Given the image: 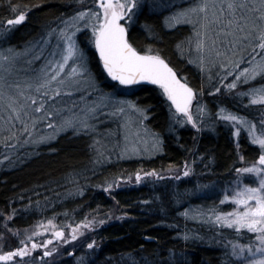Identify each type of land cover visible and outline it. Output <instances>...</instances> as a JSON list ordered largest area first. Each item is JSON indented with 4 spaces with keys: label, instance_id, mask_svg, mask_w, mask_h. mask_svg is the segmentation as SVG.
<instances>
[{
    "label": "rangeland",
    "instance_id": "374dc122",
    "mask_svg": "<svg viewBox=\"0 0 264 264\" xmlns=\"http://www.w3.org/2000/svg\"><path fill=\"white\" fill-rule=\"evenodd\" d=\"M215 2L219 5L220 3H226V0H215ZM248 2L253 3L254 0H248ZM198 3H200V0H141L140 9L134 17L129 29L146 30V32H148V37H152V33H154L153 26H150L145 22L141 23L143 13H147V15H159L163 26L168 30L178 29L181 33L182 29L180 27L184 26L187 28L188 32H182L177 42L175 49L176 57L181 61L183 67H190L194 70L196 78L194 82H192L187 78L186 74L182 73L180 76L186 78V81H188L194 89L198 91L202 89V96L198 95L197 100L193 101L194 116L196 115L195 109L197 101L204 106L206 114L203 117V124L200 125L199 131L196 128H193L191 124L186 123L183 126L173 124L171 113L169 111L171 102L168 101L167 97L163 94L162 89H159L160 96L166 98L168 101L167 117L170 122V127H174L173 129L168 128L167 130L172 131L176 136L179 134L181 128L194 129L197 133L208 132L209 134H212L210 132L216 130L218 124H222L233 133L235 141H238V137L234 135V128L226 126V124L220 120V117L226 113H220L219 109L224 107L233 114L246 117L249 121L255 122L257 124V131L259 132V121L261 118H264V106L251 105L248 97L237 96L235 94L247 92L250 88L264 86V78L257 76L255 80L250 81L248 84H238L237 89L232 92H227L226 85L232 82L236 73L234 72L232 76H227L226 80H222V78L227 75L231 66L229 65L228 68H224L221 66L220 61H225L226 63L227 60H237L241 56L244 57L245 60H251L254 55L256 61H259L261 57L256 53H259L260 49L257 48L256 53H253L252 47L248 44H244L235 49L236 55L233 56L232 49L219 47L218 43V50L221 53H226L227 60L225 55L216 57L214 53H206V70H202L197 63H190V60L196 59L197 56L195 45L198 39L196 31L199 29V23L196 22L201 20L203 14L192 15L188 20H182L180 23L171 22V18L176 13L195 7ZM86 8H93V10H95V0L76 1L75 6L67 13H60L57 16H48L40 23V25H38V27L26 30V34L24 33V35H22L23 38H19L17 34H20L19 32L22 30L23 26L29 24L30 11H25L26 19L19 25L9 26L4 20L0 19V55L9 56V49L12 50L11 54H18L15 57L11 74L7 75L0 73V75H6L9 84L19 83L21 85V90L25 92V96H34L39 102L40 94H37L34 89L29 91L24 86L26 83L34 82L37 77L42 76L45 71H48L50 61L60 59L61 50L57 47V44L61 43L58 30L64 27L62 22L68 20L77 12L85 10ZM211 11L212 10L209 9V15H211ZM256 15L258 16L259 13H256ZM211 27L216 28V25H212ZM53 30L57 31L54 32ZM90 35V30L84 29L77 33V40L81 47L85 48L87 51L89 59L88 66L94 77L95 85L94 87H89L87 83L82 81L79 87L62 88L61 96L55 98V108L58 110L55 123L59 124L64 119L72 118L73 115L82 117L89 109L96 108L95 118L89 120L90 124L95 125L94 130L82 131L69 128L57 133L54 132V129L47 127V124L52 122L51 118L44 120L39 119V117L43 115V112H40L31 114L32 117L37 120L34 129L31 128V120L25 117V119L28 120L29 128L32 132L31 137H29V135L23 131V125H21L20 121H14L11 125L6 123L10 113L6 109V102H0V174L5 170H11L21 165L22 160L27 158L25 156L30 158L41 152L52 153V144L63 135H86L91 138L89 141L92 158L89 163H85L87 161L84 158L83 161L76 166H85L84 170L88 171L90 177H97L99 184L97 183L94 186L90 185L94 188L93 191L95 193H102L104 191L109 195L110 192L115 190L126 192L139 191L145 187L151 188L156 182L161 183L162 180L165 179V176H161L163 177L162 179H157L153 176H144V173H150V171H142L141 169H125L118 171L111 169L114 164L120 162L151 159L156 157L163 151L164 138L162 136L163 133L155 129L149 123L151 107L140 103L133 95L138 86L124 87L118 86V83L114 82V85L109 86L106 85V83L110 84L112 80L107 77L103 81L98 77L91 60L92 51L96 52V50L87 42V38ZM208 36L214 37L215 33L209 31ZM145 49L152 50V48ZM54 53L56 55H53ZM152 54L159 53L152 51ZM71 65L72 61H69V66L65 67V73H62V78H64L66 73L70 72ZM5 67H7V65H5ZM244 67H249V64L243 63L240 65L241 69ZM217 87L220 88V92L218 93L215 92ZM107 93H114V95L110 99H105V94ZM11 94L16 95L21 103L24 102V97H20L16 89H12ZM117 100L134 102L137 107L145 110L147 119H143L141 124V117L139 114L129 109H126V114L119 116L109 115V113L114 110L113 106L116 105ZM101 105L105 106L100 107ZM46 107H48V104H46ZM126 119L130 121L127 129H125L124 126ZM142 127L146 128L148 132L145 133L144 131H141ZM136 132H139L138 136L135 135ZM241 132L248 136L246 129L241 128ZM153 133L158 134L156 139L161 141L156 147H153ZM52 135H54V139L46 140L41 143L35 142L42 136ZM126 135L128 137L127 142L125 141ZM248 138L251 140L249 136ZM70 139L73 141L76 140L72 138ZM125 143L129 146L135 144L139 150L138 154L129 152L125 155H121ZM196 154L197 153L195 152L192 157L185 161L191 169L187 176L183 175L185 162L181 167L175 166L174 168L171 167L167 169V172H156L160 175H169L167 179H171L172 177L174 180L176 177H179V181L183 185L181 193H178L177 198L174 196L171 201L172 205H176L175 208L177 209V214L180 216L179 220L187 222L189 228L194 227L195 224L193 222H195L196 224L205 223L210 229H213L216 228L217 225L208 219L207 213L210 209H205V205L203 207L196 203L200 200L199 197H207L206 194L211 188V184L206 182V180H208L206 178L210 176L209 173L211 171L206 162L202 161V156L197 157ZM81 155L84 156V151L80 152L79 156ZM5 157H7V159H5ZM74 166L71 167L74 168ZM80 169L81 168H79V170ZM66 170L68 169H65L64 171ZM138 172L143 177L139 183H137L135 179ZM68 173L70 172L68 171ZM69 178L71 180L67 181ZM73 178L64 177L63 180L58 182L59 185L56 187L51 188L50 190H40L39 194L42 196L44 203L38 206H33L30 200L23 201L19 199L16 202L14 200L13 203L15 202L16 206L13 207L10 205L11 210L8 213L0 214V248L4 251H11L20 246V240L26 239L27 236H32L33 232L36 231L42 234L34 236L33 239L37 243H44L47 239L52 238L53 231L63 228L65 237L68 238L70 242L63 243L62 241L54 239L53 244L48 247L51 249L55 246L58 251L51 257H46L45 260L48 264H79L81 261L82 264H84V261L93 254V249L87 248V244L95 241L96 245L94 248L100 244L97 235V227L99 228V226L107 219H83L82 215H80L81 211L78 210L77 207L67 206L70 200L77 198V195H81L85 192L82 187L83 181L80 182V179L83 178V176L79 177V185L75 186L73 184L74 186L71 187L70 181H72ZM173 180L170 183H172ZM109 184H112L111 189L108 188ZM176 186L177 185L174 187ZM87 187H89V185ZM184 195L187 196L185 199L183 198L185 197ZM188 195H192V197ZM209 196L211 195L209 194ZM222 199L223 198H221V200ZM191 201L195 203L192 204ZM145 202L146 200H143L144 204ZM70 204L74 205L75 203ZM229 204L232 203L229 202ZM211 205L213 206V204H210L209 206L211 207ZM232 207H235V205H232ZM110 208L111 209L104 214L108 219L119 220L121 218L131 217L128 215V211L118 206L116 202H114ZM159 208L161 211L162 206L159 205ZM185 211L188 213L187 216L183 215ZM8 217H11V219H8ZM20 217L24 218L21 225L14 222L15 218ZM49 220L53 221V225H55L54 229L47 225ZM100 221H103V223H100ZM81 222H92L91 228H80L77 231L78 238L73 241L70 239L71 228L81 224ZM41 224L48 227V231H44L43 228L38 227ZM14 232H19V235H13ZM81 233L83 234L81 235ZM209 233H211L210 230ZM190 234H196V231L189 230L186 235L189 237ZM222 246H227L226 251L231 252L229 243L228 245ZM38 253H41L42 255L43 249H37L33 253V257H36V260H39V257L41 256ZM68 260L70 262H67ZM0 264H3V262H0ZM28 264H35V261L29 260Z\"/></svg>",
    "mask_w": 264,
    "mask_h": 264
},
{
    "label": "snow or ice",
    "instance_id": "6c2138e0",
    "mask_svg": "<svg viewBox=\"0 0 264 264\" xmlns=\"http://www.w3.org/2000/svg\"><path fill=\"white\" fill-rule=\"evenodd\" d=\"M141 0H95V10L86 8L77 12L68 20L63 21V28L58 30L59 40L61 43L57 47L61 50L60 59L49 62L50 67L42 76L37 77L34 82L26 83L25 88L29 91L33 90L40 94L39 102L36 97L28 95L21 90L19 83L9 84L6 75H0V102H6V109L9 111V118L6 121L9 125L14 121H20L23 125V131L31 137L27 117L31 120V128H35L37 120L32 117V113L43 112L39 119H49L52 122L47 124L48 128L54 129V132L64 131L66 129L90 131L94 130L95 125L90 124L89 120L95 118L96 108L89 109L82 117L73 115L70 119H64L59 124H56L58 110L55 108V98L61 96L62 88L79 87L83 81L89 87H94L95 80L89 68V59L87 51L82 48L77 40V33L84 29L90 30L91 35L87 38L89 45L99 54V60L102 61V68L107 76L112 81L118 83V86H133L141 82H150L153 85H158L162 89L163 94L171 102L169 111L173 124L183 126L191 124L198 131L200 125L203 124L205 116V108L197 101L196 115L193 114V101L197 100L198 95L202 96V89L196 90L189 86L186 78L178 77L176 70L159 54H152V50H138L137 47L130 42L129 28L132 25L134 17L140 9ZM15 13L19 6L9 5ZM211 9V15H209ZM202 13L203 16L199 23V29L196 31L198 37L196 48V59L190 60V63H197L202 70H206L207 54L214 53L216 57L225 55L218 50L219 47L232 49L233 56L236 55L235 49L238 46L248 44L252 47V52L256 53L259 48L260 52L256 53L261 57L256 61L255 55L251 60H245L240 57L237 60L220 61L224 68L231 66L227 75L222 78L226 80L227 76L236 75L232 82L226 85V91L232 92L239 85L248 84L256 79L257 76L264 78V0H254L249 3L248 0H226V3L219 5L215 0H200L195 7L176 13L171 22L180 23L182 20H188L192 15ZM247 13V14H246ZM256 13H259L257 16ZM26 19L25 11H19V14L14 19H8L6 24L9 26L19 25ZM191 22V21H188ZM216 25V28H212ZM54 32L57 30H53ZM215 33L214 37H209L208 33ZM202 37V38H201ZM210 41V44H209ZM0 55V73L10 75L15 62V57L18 54ZM53 55H56L55 53ZM69 61H72L70 72L66 73L62 78V73H65V67L69 66ZM243 63L249 64V67L240 68ZM7 65V67H5ZM55 85V86H54ZM16 89L20 97H24V102L21 103L16 95L11 94V90ZM215 92H220L217 87ZM114 93L105 94V99H110ZM237 96L249 98L251 105L264 106V86L259 88H250L247 92L236 93ZM51 102V103H49ZM38 104V106H37ZM48 104V107H46ZM118 105V106H116ZM114 110L109 113L111 116H119L126 114V109L133 110L143 119H147L145 110L137 107L132 101L117 100ZM101 105L100 107H104ZM174 106V111H173ZM220 113H226L220 117V120L226 126L234 128V135L239 137L241 128L246 129L247 135L251 138L253 145H258L260 154L258 160L248 167L236 168L237 173L234 181V187L231 189L232 195L225 192L221 204L230 202L235 207L229 212H215L210 210L207 213L208 219L215 225L234 230L239 234L242 230H246L253 235L248 243L229 242L231 256L242 261V264H264V118L259 121L260 131H257V124L249 121L246 117H242L221 107ZM130 121L125 120V129L129 127ZM141 131L148 132L146 128H141ZM135 135H139L136 132ZM153 147L158 146L161 141L156 139L158 134L153 133ZM52 136H42L36 143H41L46 140L54 139ZM127 135L125 141L127 142ZM138 149L135 144L129 146L125 143L122 148L121 155L129 152L138 154ZM7 159V157H5ZM241 161L244 160L240 156ZM191 169L185 162L184 176L189 175ZM144 176H153L157 179H162L155 170L150 173H144ZM244 177L254 178L256 186L244 183ZM143 177L138 172L135 176L136 182L139 183ZM179 179V177H176ZM112 188V184L108 185ZM183 215L187 216L185 211ZM11 219V217H8ZM103 223V221H100ZM92 222L76 225L71 228V240H76L77 231L80 228H91ZM48 226L53 229V221L47 222ZM48 231V227L43 224L39 225ZM11 231V230H9ZM42 233L36 231L32 236H27L26 239L20 240L19 247L11 251H4L0 248V262L3 264H28L29 260L35 261V264H48L46 257H51L58 251L57 247L49 249V245L53 244V240L69 243V239L65 237L63 228L55 230L52 233V238L47 239L44 243H37L33 239L34 236ZM83 233H81L82 235ZM13 235L18 236L19 232H14ZM185 239L189 237L185 235ZM96 242L87 244V248L94 249ZM37 249H43V254L36 260L33 253ZM28 258V259H25Z\"/></svg>",
    "mask_w": 264,
    "mask_h": 264
},
{
    "label": "trees",
    "instance_id": "16d2710c",
    "mask_svg": "<svg viewBox=\"0 0 264 264\" xmlns=\"http://www.w3.org/2000/svg\"><path fill=\"white\" fill-rule=\"evenodd\" d=\"M76 1L78 0H0V19L6 22L8 19H14L19 11H30L29 24L23 26L20 34H17L19 38H23L26 30L38 27L48 16L67 13L75 6ZM10 4L19 6L17 12L11 10ZM141 18V23L153 26L154 33L150 38L146 30L130 29L129 38L132 43L140 50L152 48L153 52L164 56L179 74H186L187 78L194 82L196 78L194 70L183 67L175 51L181 33H187V28L180 27L181 33L178 29L168 30L163 26L160 16L155 14L143 13ZM91 60L98 77L104 81L107 75L97 52L92 51ZM114 83L112 81L106 85L112 86ZM159 89L155 85H138L133 95L140 103L151 107L149 123L163 133V151L151 159L114 164L111 169L117 171L141 169L150 172L155 170L162 173L171 167L183 166V163L196 152L197 157L202 156V161L206 162L211 171L210 176L206 178L208 179L206 182L211 184L207 197H199L200 200L196 203L203 207L205 205V209L215 212L231 211L233 204L229 202L221 204V198L225 192L232 195L231 189L237 176L235 169L248 167L258 160L259 146L253 145L243 132L240 133L238 141H235L233 133L222 124H218L217 129L210 132L212 134L181 128L176 136L167 130L174 127H170L167 117L168 101L160 96ZM90 139L86 135H63L52 144V153L41 152L30 158L25 156L27 158L22 160L21 165L3 171L0 174V214L8 213L11 210L10 205L16 206L15 202L19 199L30 200L33 206L43 204L40 190H50L59 185L58 182L64 177H74L70 181L71 187L83 181L82 187L85 192L70 200L67 206L77 207L83 219H107L99 228L97 227L100 244L92 250L93 254L86 261L83 260L84 264H242V261L231 256V252L226 251L227 246L222 245H228L230 241L248 243L254 234L246 230L237 234L234 230L219 226L210 229L205 223L195 222H193L195 226L189 228L187 222L179 220L176 205H172L171 202L183 189L179 179L173 180L172 177L167 179L169 175L159 174L165 176V179L161 183L156 182L151 188L145 187L131 192L115 190L109 195L104 191L95 193L92 186L99 184L97 177H90L88 171L84 170L85 166H76L84 158L87 161L85 163L90 162L92 158ZM83 151L84 156H79ZM240 156L244 157L243 161L239 159ZM65 169L68 170L64 171ZM69 180L71 179H67ZM172 180L175 183H170ZM244 183L256 185L254 178L249 177H244ZM175 185L177 186L174 187ZM184 196L185 199L187 196ZM143 200H146L145 204ZM114 202L126 209L131 217L108 219L104 214L111 209ZM210 204L213 206L210 207ZM159 205L162 206L161 211ZM22 220L24 218H15L14 222L21 225ZM189 230H195L196 234H190L189 238L185 239ZM79 264H82V261Z\"/></svg>",
    "mask_w": 264,
    "mask_h": 264
},
{
    "label": "water",
    "instance_id": "95a60500",
    "mask_svg": "<svg viewBox=\"0 0 264 264\" xmlns=\"http://www.w3.org/2000/svg\"><path fill=\"white\" fill-rule=\"evenodd\" d=\"M130 39V38H129ZM130 42L132 43V41L130 40ZM134 45V44H133ZM135 46V45H134ZM136 47V46H135ZM138 49V48H137ZM139 50V49H138ZM97 52V51H96ZM97 56H98V58H99V54H98V52H97ZM162 56V55H161ZM168 63H169V65L171 66V67H173L174 68V70H176V72H177V75H178V77H181L180 76V74H179V72L177 71V69L164 57V56H162ZM100 63H101V66H102V61H100ZM105 72V71H104ZM106 73V72H105ZM107 75V74H106ZM108 77V76H107ZM110 80H111V78L110 77H108ZM182 78V77H181ZM183 79V78H182ZM113 82H115V81H113ZM188 84H189V86L190 87H192V88H194L188 81H186ZM115 83H117V82H115ZM138 85H153V84H151L150 82H141V83H139V84H137V85H133V86H128V87H134V86H138ZM155 86H158V85H155ZM124 87H126V86H124ZM174 107V106H173Z\"/></svg>",
    "mask_w": 264,
    "mask_h": 264
},
{
    "label": "flooded vegetation",
    "instance_id": "af4514ba",
    "mask_svg": "<svg viewBox=\"0 0 264 264\" xmlns=\"http://www.w3.org/2000/svg\"><path fill=\"white\" fill-rule=\"evenodd\" d=\"M129 32H130V29H129ZM140 50V49H139Z\"/></svg>",
    "mask_w": 264,
    "mask_h": 264
}]
</instances>
